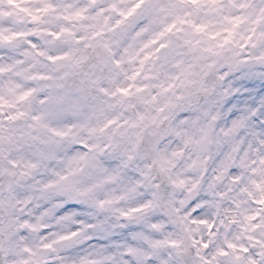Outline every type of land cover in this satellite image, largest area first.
<instances>
[{
    "label": "clouds",
    "instance_id": "1",
    "mask_svg": "<svg viewBox=\"0 0 264 264\" xmlns=\"http://www.w3.org/2000/svg\"><path fill=\"white\" fill-rule=\"evenodd\" d=\"M0 264H264V0H0Z\"/></svg>",
    "mask_w": 264,
    "mask_h": 264
}]
</instances>
